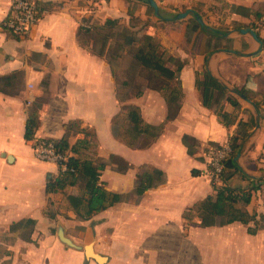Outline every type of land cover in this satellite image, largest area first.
<instances>
[{
    "label": "crops",
    "instance_id": "1",
    "mask_svg": "<svg viewBox=\"0 0 264 264\" xmlns=\"http://www.w3.org/2000/svg\"><path fill=\"white\" fill-rule=\"evenodd\" d=\"M36 1L44 11L22 37L2 27L9 0H0V75L15 72L12 90L0 91V264H98L82 249L60 241L58 225L72 242H91L92 249L105 257L103 264H246L256 252L258 264H264V226L254 233L246 232L238 221L182 228L180 216L185 206L211 192L203 148L209 142H225L235 127L219 123L200 103L194 87L193 71L201 68L212 41L199 30L196 17L200 24L223 26L230 38V50L208 54L210 72L228 87L264 96V42L260 45L248 32H240L253 17L234 9L235 5L262 8L264 0H154L160 17L144 0ZM185 9L184 16H175ZM105 18H116L118 27L136 29L140 35L150 33L170 57L185 60L177 72L181 96L173 117L166 119L167 104L152 85L122 95V74L106 59L110 38L105 56L89 48L96 35L94 26ZM129 46L133 44L112 54L119 68L122 58H133L126 53ZM38 96L42 109L34 136L59 137L68 119L92 128L95 154L106 161L98 175L106 189L129 192L141 164L161 169L164 181L138 198L130 194L89 218H76L65 194L78 193L79 184L46 193L45 180L58 168L35 158L32 145L23 138L26 107ZM236 99L238 117L254 115L248 99ZM129 103L138 106L145 122L162 124L150 143L142 144L141 137L133 145L127 143L124 105ZM182 134L198 141L196 152L186 151ZM74 138L71 132L67 141ZM236 160L251 176L264 178V116L255 120ZM123 162L127 166L118 169ZM192 168L198 173L192 174ZM47 198L52 217L44 213ZM245 208L264 214V182L251 192Z\"/></svg>",
    "mask_w": 264,
    "mask_h": 264
},
{
    "label": "trees",
    "instance_id": "2",
    "mask_svg": "<svg viewBox=\"0 0 264 264\" xmlns=\"http://www.w3.org/2000/svg\"><path fill=\"white\" fill-rule=\"evenodd\" d=\"M144 1L146 3V0ZM234 9L243 14L252 15L253 19L246 25L255 32L260 45H262L264 37L259 34L261 26L258 21L264 15V7L252 9L235 5ZM158 16L160 17V15ZM196 24L201 32L212 39L211 48L206 50L203 55L201 68L193 71L194 87L199 92L200 103L215 114L219 123L224 126L235 124V127L226 136L225 142L229 146V154L222 163V167L217 174V180L209 178L211 192L182 209L180 214L182 228L190 224L207 226L238 221L245 225L246 232L254 233L264 226V214L248 211L245 205L250 199L251 192L259 187L261 181L264 182V178L260 181L258 177L245 172L238 164L235 154L240 152L243 142L255 124V120L260 116L257 103L252 98L254 94L248 93L245 88L226 86L210 72L206 65L207 56L211 51L217 49L230 50V38L226 36L227 30L223 26H212L198 22ZM87 29L84 28L86 31ZM93 29L96 35L93 36L95 39H93L89 48L99 56H105L104 48L108 38L112 40V44H108L106 48L110 56L115 55L125 45H134L132 57L153 75V84L150 85L160 91L167 104L165 117L166 119L173 117L181 96L180 87L176 80L177 72L185 60L170 57L159 42L148 32H143L138 38L134 39L131 35L132 30L129 27H118L116 18H105ZM97 39L98 46L93 48ZM232 51L234 53L239 52L237 49ZM14 76V71L0 75V91L10 92L12 90ZM233 93L250 101L254 115L250 114L245 120L238 117L240 104ZM124 108L126 119L124 133L129 138L127 141L129 145H133L137 137L143 139L142 144L150 143L160 134L162 124L145 122L139 114L137 105L129 103L125 104ZM41 109V96H38L27 105L23 138L31 145L40 140H51L55 149L65 154L64 169L58 170L55 176L46 178L44 191L46 193L62 191L65 186L78 183V193L65 194L66 201L76 218H89L95 212L115 202L127 200L130 194L138 198L147 188L164 181V173L161 169L141 164L135 172L134 182L129 192L106 189L103 182L98 179L100 170L104 168L106 161L98 158L95 154L96 142L93 139L94 132L92 128L81 126L78 119H68L59 137L36 138L34 130L38 125ZM71 132L75 134V138L69 143L67 137ZM180 139L188 153L192 154L199 149L198 141L194 137L182 134ZM207 145L215 146L217 144L209 142ZM126 166L127 164L123 162L121 166H118V169H124ZM190 172L195 174L198 173V170L192 168ZM234 178H237L235 182L233 181ZM51 203V200L47 198L44 213L49 217L53 216V211L50 208Z\"/></svg>",
    "mask_w": 264,
    "mask_h": 264
},
{
    "label": "built area",
    "instance_id": "3",
    "mask_svg": "<svg viewBox=\"0 0 264 264\" xmlns=\"http://www.w3.org/2000/svg\"><path fill=\"white\" fill-rule=\"evenodd\" d=\"M8 10L7 16L2 20V27L13 35L23 37L28 34L32 26L38 21L44 8L36 0H9ZM258 24L261 26L264 35V15L259 19ZM80 25L87 27L84 22H80ZM32 150L35 158L54 162L58 170L64 169L65 154L56 150L51 140L36 142L32 145ZM228 154L229 146L226 142L215 146H205L203 155L209 178L217 180V174Z\"/></svg>",
    "mask_w": 264,
    "mask_h": 264
},
{
    "label": "rangeland",
    "instance_id": "4",
    "mask_svg": "<svg viewBox=\"0 0 264 264\" xmlns=\"http://www.w3.org/2000/svg\"><path fill=\"white\" fill-rule=\"evenodd\" d=\"M132 31H134V32H132L133 35L138 38L140 35V32H137L136 29H132ZM261 36L264 37L263 34H261ZM83 37H85V35H83ZM97 46H98V39L96 40L95 44L93 45V48H96ZM133 48H134V45L129 46V48L126 51V53L129 54L130 57L132 56L131 54H132ZM106 54H109V52L107 51ZM109 57H110L109 60H112L114 62L115 71H119L122 74V75H120L124 81L122 89L120 88L122 95H126V93H128V92L133 93L136 90L140 91L143 86L153 84V77H152L153 75L150 73L149 70L142 67L139 64V62L137 60H135L134 58H122L121 62H120L121 68H119L118 64L116 65L117 58H113V56H110V55H109ZM106 59H108V58H106ZM252 98H254V100L258 103L257 107L259 108L258 109L259 114L264 116V107L260 105V104L264 105V96L254 94V95H252ZM239 110H240V108H238V111ZM241 110H242V112L245 113V116H247L246 111L243 109H241ZM260 163H261L260 167H262L263 166L262 162L260 161ZM207 176H208V174H207ZM208 179H209V176H208ZM236 180H237V178L233 179L234 182ZM255 254H256L255 258L249 259L250 263L247 262L246 264H258L259 260H257V252Z\"/></svg>",
    "mask_w": 264,
    "mask_h": 264
},
{
    "label": "water",
    "instance_id": "5",
    "mask_svg": "<svg viewBox=\"0 0 264 264\" xmlns=\"http://www.w3.org/2000/svg\"><path fill=\"white\" fill-rule=\"evenodd\" d=\"M147 4L152 8V12L154 15H158V7L154 0H146ZM188 9H185L183 11L177 12L175 14L176 17H182L187 13ZM196 20L201 23V20L199 17H196ZM240 32H248L252 38L255 40H259L255 34V32L248 28V27H242L239 28ZM238 153L235 154V157H237ZM56 235L58 236L59 240L63 243L67 244L68 246H71L76 249H82L84 255L86 257H92L98 264H103V261L105 260V257L101 254H98L92 249L91 242L84 243L83 245L76 244L72 242L67 236L63 234L61 226H57L56 228Z\"/></svg>",
    "mask_w": 264,
    "mask_h": 264
}]
</instances>
